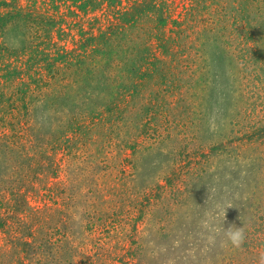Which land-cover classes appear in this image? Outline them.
<instances>
[{"label": "rangeland", "instance_id": "rangeland-1", "mask_svg": "<svg viewBox=\"0 0 264 264\" xmlns=\"http://www.w3.org/2000/svg\"><path fill=\"white\" fill-rule=\"evenodd\" d=\"M262 258L264 0H0V264Z\"/></svg>", "mask_w": 264, "mask_h": 264}, {"label": "clouds", "instance_id": "clouds-1", "mask_svg": "<svg viewBox=\"0 0 264 264\" xmlns=\"http://www.w3.org/2000/svg\"><path fill=\"white\" fill-rule=\"evenodd\" d=\"M226 217V213H225ZM224 235L233 247L239 248L244 243L245 240V233H244V226L237 228L235 226L229 227L227 229H223ZM261 264H264V258L261 259Z\"/></svg>", "mask_w": 264, "mask_h": 264}, {"label": "trees", "instance_id": "trees-1", "mask_svg": "<svg viewBox=\"0 0 264 264\" xmlns=\"http://www.w3.org/2000/svg\"><path fill=\"white\" fill-rule=\"evenodd\" d=\"M130 78H132V79H136V77L135 76H130ZM63 80H65L64 82L65 83H69L70 81H69V79H67V78H63ZM74 80V79H73ZM108 80V79H107ZM73 83V82H72ZM60 95H62L61 93H58V95H57V99L60 97ZM64 95V94H63ZM85 95H88L89 96V92L87 93V94H85ZM62 97V99L63 100H67L69 97H71L70 95H64V96H61ZM83 98L84 99H87L88 97H85V96H83Z\"/></svg>", "mask_w": 264, "mask_h": 264}]
</instances>
